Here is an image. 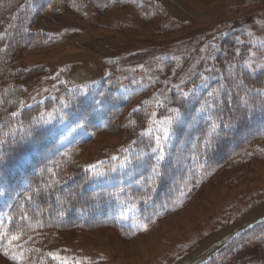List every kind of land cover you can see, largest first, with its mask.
Listing matches in <instances>:
<instances>
[{"label": "rangeland", "instance_id": "374dc122", "mask_svg": "<svg viewBox=\"0 0 264 264\" xmlns=\"http://www.w3.org/2000/svg\"><path fill=\"white\" fill-rule=\"evenodd\" d=\"M52 10L50 18L27 23L42 33L45 46L19 55L32 77L23 85L21 108L59 88L66 98L88 97L104 84L124 91L130 77L145 70L161 75L151 93L140 94L138 109H145L144 115L131 123L128 134L100 133L83 146L81 159L88 165L110 155L105 161L114 167L109 169L123 168L135 131L145 132L154 112L157 119L167 114L169 85L188 86L226 51L252 70L264 64V0H67ZM5 29L0 27V36L8 35ZM171 202L144 211L132 204L126 217L118 211L101 228L69 230L45 251L67 264H202L264 218V138L243 146L217 170L194 177ZM6 230L0 219V264H17L1 251L16 248L2 242ZM240 254L230 264H264L257 248ZM61 259L43 254L22 264H61Z\"/></svg>", "mask_w": 264, "mask_h": 264}, {"label": "trees", "instance_id": "16d2710c", "mask_svg": "<svg viewBox=\"0 0 264 264\" xmlns=\"http://www.w3.org/2000/svg\"><path fill=\"white\" fill-rule=\"evenodd\" d=\"M65 1L0 0V27L8 33L0 36V219L7 225L2 242L20 237L10 244H16L15 250L1 251L17 264L48 256L45 250L57 246L65 232L101 228L132 204L139 211L169 205L194 177L217 170L243 146L264 138V64L252 70L228 50L188 86L169 85L164 116L173 107L182 115L158 165L151 151L154 139L147 141L138 130L128 145L129 158L140 156L139 162L113 171L107 155L85 164L83 146L100 133L128 134L131 123L144 115L145 109H138L140 94L151 93L152 82L161 75L145 70L130 77L124 91L104 84L88 97L66 98L69 94L64 96L59 88L47 99L21 108L23 85L32 77L19 55L45 46L42 33L28 29L27 23L39 16L50 18L52 8ZM201 107L205 110L198 111ZM214 123L220 127L212 131ZM91 165L104 175L96 177ZM154 165L159 175L153 173ZM143 196L147 201L140 199ZM253 248L264 254V218L232 236L202 264H230L237 254Z\"/></svg>", "mask_w": 264, "mask_h": 264}, {"label": "snow or ice", "instance_id": "6c2138e0", "mask_svg": "<svg viewBox=\"0 0 264 264\" xmlns=\"http://www.w3.org/2000/svg\"><path fill=\"white\" fill-rule=\"evenodd\" d=\"M185 95H187V93H185ZM156 103L158 106H163V103L159 100H157ZM65 107H67V105H65ZM204 110L205 109L203 107L198 109V111H204ZM169 112L170 114L165 116L163 119H157L156 118L157 114L154 112L152 114V118H150L149 127L146 129L145 132L141 133V135L146 134L154 138V146L151 148V151L157 154L156 156L157 165L160 163V161H163L165 159V145L168 142L170 136L172 135L176 119H178L182 115L181 109L179 107L170 108ZM13 115H15V113H13ZM61 118L63 119V117ZM219 127L220 125L214 123L212 125V131H215ZM225 127H227V125H225ZM210 143H211V138L209 134V139L205 141V146L207 147L208 145H210ZM124 151H127V149H125ZM112 159L115 160L118 158L114 156L112 157ZM140 160H141L140 156H137L135 159H130L128 157H125L124 162L121 164V167H127L128 165L135 164ZM95 167H96L95 165H91L89 166V169L94 170ZM49 171H51V169H49ZM113 171H115V169H113ZM152 171L153 173L159 175V170L157 166L154 165ZM97 175L102 176L104 175V173L102 172L97 173ZM148 198L149 197L147 196H143L140 199L147 201ZM29 199L31 198L29 197ZM18 239H20L18 235H12L11 238L9 239V244H11L13 241H16ZM48 255L51 256L53 259H61L55 253H49ZM12 258L15 259L16 257H12ZM61 264H67V261L61 259Z\"/></svg>", "mask_w": 264, "mask_h": 264}]
</instances>
